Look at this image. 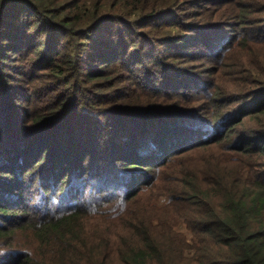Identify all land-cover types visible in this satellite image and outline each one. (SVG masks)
I'll return each instance as SVG.
<instances>
[{
    "label": "trees",
    "instance_id": "trees-1",
    "mask_svg": "<svg viewBox=\"0 0 264 264\" xmlns=\"http://www.w3.org/2000/svg\"><path fill=\"white\" fill-rule=\"evenodd\" d=\"M234 43L221 99L218 69L162 55L218 59ZM44 70L71 92L29 113ZM124 70L153 94L112 102L121 94L100 89ZM0 90V264H264V0H0ZM200 91L198 110L178 100Z\"/></svg>",
    "mask_w": 264,
    "mask_h": 264
},
{
    "label": "rangeland",
    "instance_id": "rangeland-1",
    "mask_svg": "<svg viewBox=\"0 0 264 264\" xmlns=\"http://www.w3.org/2000/svg\"><path fill=\"white\" fill-rule=\"evenodd\" d=\"M207 6H214V4L208 3ZM224 6H229V5L227 4ZM171 18H172V15H171ZM247 25L248 24H244L240 28V31L243 32L245 35L248 33ZM124 26L125 28H127L128 32H134L136 30L147 31L149 29L148 28L149 24L132 25V21H128L127 23H125ZM166 29L167 27H163V26L159 27L157 30L156 36L158 37L162 36L165 33ZM232 34L236 35V33L234 32ZM81 42H84V40H82ZM223 44H226V41H224ZM73 46H74V43H72V50H73ZM161 48H164V46L161 45ZM167 49L168 48L166 47L162 50L163 58H166V60L169 61V63L173 65V67L177 68L178 70H180L183 67H189L190 69L188 70V72L197 73V74L204 73L203 75L209 76V75L216 74V71H213V70L218 69L219 71H217V74H218L217 76L220 79L218 87L221 90V93L217 95L218 99L225 98L226 91L228 90L227 88L232 87V85L236 83V78L238 77L237 71L239 70V67L237 66V64H238L239 58L241 57L240 49L239 48L236 49V43L228 44L226 51L219 54L218 59H216L215 55L213 54H210L208 56H201L198 52H193V51L188 54L186 53L180 59H172V54H168ZM191 50H194V49H191ZM25 63L26 61L22 59L18 61L17 63H15V66H17L18 68H21L25 65ZM161 66L162 65L160 64V65H155L154 67L160 68ZM133 67L136 68L135 65H132V68ZM129 69H131V67H129ZM211 71H213V73H211ZM9 72L13 73V71L11 70ZM41 72L44 74V77L47 79L43 77L42 84L40 86L39 85L34 86V89L38 90L39 87L45 84L46 80H47V85L44 90V95L36 97L37 94L32 95L29 93V91L25 95V101L23 102V104L24 106H26V109L28 110L29 113H31L33 107H38L37 106L38 100H42L43 98L47 97L46 101L53 102V100L55 99V94H56L53 92L55 88L60 90L59 92L62 94V96L71 92L70 90L72 89V86L64 85V82L61 81V78H59L54 72H50L49 70H44ZM15 76H19L18 77L19 79L10 78L7 84L8 89L6 90L15 89L16 86L20 82H22L20 80L22 77L19 73L15 74ZM164 76L165 75H162L161 73L159 75L158 81L155 83L160 84L164 88H166L165 85L161 83L163 81ZM114 78H115L114 80L116 81L115 85L100 89L103 92H109V91L115 90L117 94L119 93L121 94V97L117 95L115 100L112 102H131L130 100L132 98L140 99L141 101H143L144 99L143 97L153 94V89L151 88L148 90V94L143 93L140 88L142 84H137L136 82L132 81L130 71L124 70L122 72H116L114 74ZM135 79L138 81H144L140 77H136ZM23 84H26V89L30 90L31 85L29 83L23 82ZM79 88L80 89L82 88L86 91V95H85L86 97H83V95H81L80 98L86 99L88 101H90L92 98H93L92 99L93 101L96 100L94 98L95 96L94 90H97V89L94 83H84ZM166 89L168 93L170 94L176 92L169 88H166ZM181 91H183V89ZM1 92L2 91L0 90V107H2L3 100H5L4 95H2ZM186 92L194 93L189 90H187ZM200 92L202 93H199V95L195 97V99L190 96L189 97L184 96L182 93H179L178 96H180V99L178 100L182 101L186 105V108L198 110V108H201V106L205 103L204 99H202V96L203 94H205V92L204 91H200ZM106 99L110 100L111 98L110 99L106 98ZM153 100L154 99H152L151 101ZM218 102L219 101L217 100V103ZM88 104H91L92 106H98L101 104V101L97 100V102H94V103L91 102ZM207 104H210V101H207ZM209 107H211V105ZM47 109H49V107ZM12 114L13 112L11 113L9 117L6 118L8 119L10 125L15 123L16 116H12ZM25 139H27V137L24 135L23 140ZM38 188H39V182H37V179L32 180V182L30 181V187L28 188L29 194L31 195L32 191L33 193H35L36 191H38ZM36 196H38V194H36ZM36 200H39V198L36 197ZM177 227L180 230H185V225L183 223L178 224Z\"/></svg>",
    "mask_w": 264,
    "mask_h": 264
}]
</instances>
